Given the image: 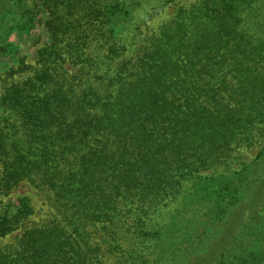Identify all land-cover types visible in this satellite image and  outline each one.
Listing matches in <instances>:
<instances>
[{"label":"trees","instance_id":"1","mask_svg":"<svg viewBox=\"0 0 264 264\" xmlns=\"http://www.w3.org/2000/svg\"><path fill=\"white\" fill-rule=\"evenodd\" d=\"M0 1L50 38L0 94V193L49 214L0 200V264H264V0Z\"/></svg>","mask_w":264,"mask_h":264},{"label":"rangeland","instance_id":"2","mask_svg":"<svg viewBox=\"0 0 264 264\" xmlns=\"http://www.w3.org/2000/svg\"><path fill=\"white\" fill-rule=\"evenodd\" d=\"M195 0H177L179 4H189ZM1 5H5V1H0ZM174 5L164 7L163 11L158 13V15L148 22V27H152L157 24L162 19H165L170 14ZM4 8L0 9V13L4 12ZM6 17H4V24L0 27V94L4 88L11 86L16 81H21L24 77L32 73V68L35 65V56L37 49L41 46L50 45V38L46 30H44V23H36L35 21H30L26 18H19L14 15L13 12H7ZM13 26L12 31H5V26ZM16 53L18 54L19 61L23 60L26 62V67L16 70L14 65V59L11 56ZM18 62V61H17ZM13 68V69H11ZM252 153L246 152V156L253 155ZM42 193H38L34 188L29 187L27 184L23 183L18 189L11 191L7 195L0 193V200L7 202L10 198L26 197L30 199L33 213L29 218L30 224H36L48 216V205L44 200ZM13 233L4 238H0V246L4 244L13 243V239L16 236Z\"/></svg>","mask_w":264,"mask_h":264}]
</instances>
